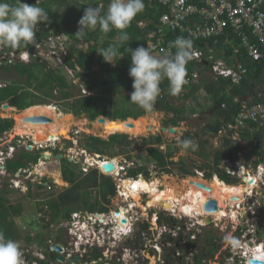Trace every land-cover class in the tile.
Returning a JSON list of instances; mask_svg holds the SVG:
<instances>
[{
  "label": "built area",
  "instance_id": "1",
  "mask_svg": "<svg viewBox=\"0 0 264 264\" xmlns=\"http://www.w3.org/2000/svg\"><path fill=\"white\" fill-rule=\"evenodd\" d=\"M146 2L150 6L159 5L166 9L154 25V30L147 35V46L153 49L154 54L158 56L173 54V50H176L174 47H170L173 40H166V35L169 32L180 30L184 32V37L193 41V45L203 43L201 47L193 46L196 55L191 61L204 65L207 73L213 78L227 80L232 86L239 85L243 80H247L249 74L247 64L261 65V72L264 75V0H146ZM142 23L144 22H139L138 25L141 27ZM62 38L63 36L60 35L53 40L49 35L39 41L35 44V58L39 57L55 63V65H60L62 63L61 56L67 55ZM220 38L224 39L219 47L220 43L217 39ZM208 41H213V43L209 44ZM227 45L231 48L229 52L224 50ZM10 55L15 56L12 53ZM199 79V73L194 71L187 78V84H198ZM6 84L5 81L0 80V88L5 87ZM255 92L250 97L234 99L235 103H239L240 111L234 122L227 126L234 133L233 140L236 142H240L239 135L244 130H251L252 126L264 128V84L257 86ZM195 96L196 100L192 99L191 103L196 102L198 105L200 96L207 97L202 90L198 91ZM2 105L0 106L2 107ZM208 106H212V104L210 103ZM54 107L58 110L56 105ZM193 115L195 116V114ZM220 133L226 134L227 131L222 127ZM14 139L9 131L0 136V171L2 173L5 170L6 159L12 158L17 147H20L22 143L21 140H17V145L13 146L11 141ZM56 142H48L44 145L30 143L24 149L29 152L49 149L48 145ZM51 153H48L50 157ZM82 153L85 154L86 151H82ZM240 155L238 154V157ZM94 157L98 158V156ZM54 159L57 161L56 158ZM93 159V157L85 159L80 164V170L87 174L96 168L100 175L112 178L116 194L109 198L111 203L107 212L88 213L83 210L71 212L68 225L57 236L66 245L59 254L65 253L63 255H66L67 259L76 254H79L80 257L83 254L88 255L94 249L108 254L105 257L98 256L91 264H201L197 261V257L200 254V234L202 228L206 226L203 220L191 221L189 214L185 215L184 212L178 214L176 207L167 210L165 203L159 205L160 203L155 201V204L149 206V193L146 191L141 190L140 201L135 202L131 197L126 196L122 188L125 181H136L141 178L144 182L152 184L156 180L154 177L156 173H153L154 164L150 165V177L144 173L130 176L129 169L133 170L138 166L134 160H119L116 163L117 159L108 160L106 158L101 162ZM89 160H93V162L90 163ZM258 160L259 158L256 156L251 161L226 158L218 167L231 178L243 181L245 186L248 185L249 180H253L249 184L250 186H247L248 191L244 193L241 202L233 201L234 207L226 209L227 213L230 210L236 213V220L230 221V224H234L231 227L236 230L243 223L250 222L253 236L247 237L246 234H242L240 238H237L239 241L242 239L245 243L256 241L254 226L259 225L264 228V205L260 204L259 208L246 205L248 199L264 192V158L262 161ZM47 161L39 160L38 164L19 170L12 176L8 189L26 194L30 188V190L35 189L34 192L37 193L36 186L40 185L43 188V190L40 189L43 191V195L50 192L53 183L56 184L58 181L54 177L47 179V172L39 170L35 172V168L43 166L42 164H46ZM109 162H115L114 173H106L101 167ZM72 163L76 164L75 161ZM194 174L201 180L205 178L204 171L196 169ZM157 189L163 191L164 187L159 185ZM186 192L183 194L184 199H186ZM183 195L176 196L177 198L174 200L183 199ZM115 198L118 199L116 204L113 203ZM175 204L178 206L179 202H175ZM46 209L45 206L43 211ZM43 213H37L33 222L37 224L42 222L41 219H45ZM190 213L194 212L190 211ZM211 216V224L218 226L217 223L221 220L214 214ZM171 218L176 219L175 222L171 221ZM122 220L125 222L123 223ZM45 221H48L47 218ZM144 224H147L146 228H143ZM22 231L26 232L25 236L36 239V232L30 225L28 229L26 226L22 227ZM222 232L226 234L228 230L223 229ZM125 242H129V245L125 246ZM46 243L49 245V252H53V243L51 241ZM21 246L25 264H36L35 262L30 263L27 257L40 254L32 252L33 247L30 245ZM231 246L233 249L235 248L234 245ZM40 257L42 258L41 255ZM236 257L238 256L233 251L225 260V264H232L236 261ZM238 262L242 264V260Z\"/></svg>",
  "mask_w": 264,
  "mask_h": 264
},
{
  "label": "trees",
  "instance_id": "2",
  "mask_svg": "<svg viewBox=\"0 0 264 264\" xmlns=\"http://www.w3.org/2000/svg\"><path fill=\"white\" fill-rule=\"evenodd\" d=\"M34 2L37 3V0L28 1L29 4ZM108 3L109 0H41L39 6L49 12V22L38 25L35 41L27 44L21 43L15 48H1V53L29 49L51 31L66 34L71 40V47L68 50L70 57L65 58V67L74 70L77 78L81 75L85 77L84 88L86 89V94L80 97L74 96L72 93L74 79L69 81L66 76L61 74L60 70H47V66L44 63L31 60L28 64L13 63V65L2 67L3 72L13 76V79L4 88H0V104L7 102L10 107H14L19 111L29 110L28 108L48 111L52 110L48 104L50 100L56 99L53 92L57 90L60 94L59 102L62 104L60 106L70 113L64 114L58 111L61 121L75 119L71 114L78 117L85 113L86 119L90 122L104 117L110 121L120 120V122L138 123L144 115L159 110L172 115L165 121V127L177 128L181 122L186 120L184 118L186 112L190 111V113L195 114L196 109H187L185 105L177 106L176 101L192 99L195 101V94L202 90L207 95V98H210L212 104V106H209L210 109L206 111L210 113L208 115L210 117L208 118L209 122L194 135L188 132L184 133L178 140V144L182 140H191L195 144L197 140L199 144H195V150L188 149L186 151L196 154L203 161L206 160L204 165L200 167V169L204 170L206 168L210 169L206 173V179H211L213 174H216L219 180L227 184H235V179L230 178L218 168L223 158L237 160V153L240 151L243 152V156L247 161L252 156L258 157V161H262V158H264V128L252 126L251 130H244L239 135L240 142H246V146L242 147L238 143L237 145L231 144V138H233L234 133L227 126L234 122L240 111V105L235 103L234 99L237 97L241 99L244 96L250 97L256 93L255 89L257 86L264 84V75L261 72L262 66L247 64L249 69L247 80L245 79L241 84L232 86L227 80L222 78L215 79L210 76L204 65L190 61L186 66V78L192 72L197 71L200 75L198 84H185L181 91L182 93L174 96L169 93L167 80L163 81L161 84L162 91L154 110L145 111L134 102H131L129 95L124 94V92L131 94L134 90L132 88L133 80L129 76L130 53L124 51V47L130 49H135L139 46L147 47V35L154 30V25L159 21L166 9L159 5L150 6L146 0L144 1L145 8L143 12L135 17L126 30L130 39L121 48L122 58L118 59L117 63L113 65L105 62L98 52L101 48H106L110 44L118 42V30L113 29L105 34L97 27L95 30L86 29V34L82 38L75 36L78 31V21L83 15L84 9L92 5L106 10ZM139 22H144L141 27L138 25ZM183 34L184 32L180 30L169 32L166 35V40L174 41L177 37H184ZM103 36L106 38L101 40ZM223 39H217L220 43L219 47ZM84 43L87 45L86 49L78 47ZM208 43L212 44L213 41H208ZM202 45L203 43H195L193 46L201 47ZM224 50L229 52L231 48L227 45ZM175 51L173 50V54ZM78 68L80 71H76ZM35 93H41L42 97H38ZM252 100L255 101V99ZM221 105H224V107H221ZM54 113L56 115V108H54ZM204 117L207 118V116ZM129 118L134 122L127 120ZM13 125L14 120L12 119H0V136L11 129ZM222 127L227 131L222 139V149H217L211 156L209 153L205 155V144H208V141L203 140L201 134L209 133V129L218 130L217 133H220ZM141 142L142 144H139L137 139L125 134L110 135L107 141L90 136L87 138L86 150L94 155L113 158L118 154L105 152L110 147L128 151L131 146L140 145L145 147L149 159L155 162L157 168L161 171L172 173V169L175 167L181 177L192 174V171L183 164L182 160L177 163L172 161L178 150L177 147L172 148L167 145L165 151L160 150L159 147L164 144L160 134L146 137ZM198 149H200L199 152L196 151ZM55 154H58V152L55 151ZM212 156H214V161L210 164L208 159ZM40 158L41 151L28 152L21 150L14 160L7 162L6 170L7 172L15 173L29 164H36ZM59 169L63 181L70 185L66 191L54 198H45L43 197V191H40L43 188L38 186L36 194L30 192L29 196H27L29 198H34L33 196H35L38 199L42 197L38 201L39 205H44L51 211L50 222L52 224H58L61 220L68 222L71 212L75 211L74 209L87 211L88 213H104L108 211L105 206L109 204V197L115 195L114 183L111 178L100 175L96 169L84 174L77 164L69 162L66 158H62L59 161ZM40 170L46 172L45 169ZM142 172L147 175L144 167L130 170L129 174L130 176H136ZM6 185L5 182L3 186L5 187ZM11 193L12 191L6 189L0 190V231L4 232L6 238L18 241L20 240V235L14 223V218L21 216L24 209H22L23 205L19 200L16 203L10 201ZM45 228L48 229V227ZM205 243L209 246L215 244L212 238H208V236Z\"/></svg>",
  "mask_w": 264,
  "mask_h": 264
},
{
  "label": "clouds",
  "instance_id": "3",
  "mask_svg": "<svg viewBox=\"0 0 264 264\" xmlns=\"http://www.w3.org/2000/svg\"><path fill=\"white\" fill-rule=\"evenodd\" d=\"M40 2H41V0H37V3L35 5H29L27 3H22L21 0H0V48H3V47L15 48V47H18L19 45H21V43L27 44V43L35 41L36 32L38 30V25L42 24V23L49 22V15H48L49 12L45 8L39 6ZM144 8H145L144 0H109V3L107 5L106 10L101 8V7H98V6L90 5L84 9L83 15L81 16L80 20L78 21V31H77L75 36L82 38L86 34V32H85L86 29L95 30L97 27H99L100 31L102 33H105V34L108 32H111L113 29L118 30V37H117L118 42L114 43V44H110L106 48H101L98 52L103 57L105 62L115 65L117 63L116 61L118 59L122 58L121 48L130 39V36L126 30L129 28V26L131 25V22L135 19V17L138 14H140L141 12H143ZM51 33H54V31H51L48 35L42 37L41 40H43L44 38L49 36ZM61 35L63 36L62 40H63L64 47L66 48L67 55L61 56L62 63L60 65L59 64L55 65V63H51L50 61H46V60L39 58V57L35 58V53H36L35 45L31 47V48H33V53L29 52L30 48L29 49L14 50L10 53L2 52V53H0V62L3 59H6L8 64L13 65V63L28 64L31 62V60H33V61L44 63L47 66V70H52V69L60 70L61 66H63V67L65 66V58L70 57L68 50L71 47L70 38L66 34L61 33ZM41 40H39V41H41ZM170 47H174L176 49L175 53L174 54H166L163 56H158V55L154 54L153 49L149 46H147V47L139 46L135 49H130L128 47H124V51L130 53V59H131V65L129 68V76L133 80L132 88L134 90L130 94V101L134 102L135 104H137L140 108H142L145 111L150 112V111L154 110L157 99L160 96L161 91H162L161 84L163 83V81L167 80L169 93L171 95H174V96L178 95L182 91L183 86L188 83V80L186 78L187 77L186 66L196 55L194 47H193V41L190 38L177 37L172 42ZM11 53L14 54L15 56L12 57L10 55ZM0 80L5 81L7 84L9 83L6 80H3L1 77H0ZM53 94L56 95L57 90H55L53 92ZM5 103H7V102H5ZM2 104L5 105L4 103H2ZM2 104H0V105H2ZM3 105H2V107H3ZM48 105H51V103H49ZM51 106H53V105H51ZM2 107L0 106L1 112H6L5 109H3ZM11 108L13 109L14 107H11ZM11 108L9 106L8 109H11ZM14 109H15L14 112L19 111L16 108H14ZM14 112H12V113H14ZM64 114H66V113H64ZM118 121H120V120H118ZM12 130H13V127L11 129H9L8 131L11 132V137L15 138L13 140L14 143L12 145L16 146L17 140H20V138L18 135L14 134V132ZM31 142L34 143L33 141H31ZM237 143L240 144V146H242V147L246 146V142L242 141V143L241 142H237ZM237 143H235L234 145H237ZM70 145H73V144H70ZM180 147L184 150H188V149L195 150L196 145L191 140H182V141H180ZM21 150H25L24 147H21V146L17 147L14 156L12 158L6 159L5 170L3 173H2V171H0V179L3 180L4 183L6 182L7 185L4 187L3 186L4 184H3L1 189L9 190L8 186L11 184L12 176L15 173H17L19 170H23V169H19L15 173H10V172H7V170H6L7 162L9 160H14ZM34 151H37V150H34ZM39 151H41V158L38 159V161L43 160V159L49 161L53 156V158H56L58 161V167H57L58 169H59V161L61 159L59 160L57 157L61 155L62 158H66V157H63L64 155L61 152H58V150H54L52 152V151H50V149L46 148L43 150H38V152ZM47 151H49V152H47ZM55 151H57L58 154H55ZM162 151H164V150H162ZM30 152H33V151H30ZM45 152H47V153H45ZM48 153L52 154L51 157ZM238 154H241V155L238 157ZM43 155H49V157L43 158L42 157ZM95 156H98V158L94 157V159L96 161H99V162H101L102 159H106V158L108 160L117 159L116 157L109 158V157H103V156H99V155H95ZM253 157L254 156H252L251 159L248 161H251ZM66 159H68V158H66ZM224 159H226V158H223L221 160V162ZM229 159H231V158H229ZM236 159L247 161V159L244 158L242 151L237 153ZM38 161L36 164H38ZM151 162H152V164L155 165V170L153 171V173H156L154 176L156 178V180H158L162 183L163 176H170L171 178H174L171 173H165V172L161 171L159 168H157L155 162H153V161H151ZM113 163L115 164V162H113ZM255 163H257V162L255 161ZM32 165H35V164H29L24 169H26ZM79 167L81 169V166H79ZM38 168H39L38 169L39 171H41L40 169H44L41 166ZM94 169H96V168H94ZM94 169H92V170H94ZM135 169H138V166H137V168H134L133 170H135ZM198 170H200V169H198ZM201 171H204V170H201ZM57 173L60 175V178H62L60 169ZM98 173H99V171H98ZM142 173H144V172H142ZM204 173H205V178L203 179V181H206V182H210L215 177H217L216 174H213L211 179H206V172L204 171ZM147 175H148V173H147ZM193 176L195 178H198L197 175L194 174V172H193L190 176L183 177V179L186 178V179L192 180ZM158 177H160V180L158 179ZM198 179H200V178H198ZM233 179L236 180L235 184H227L224 181H222V182L224 184H226L227 186H233V185H240L241 186V185H243V187H244L243 181L236 179V178H233ZM248 183L251 184L252 180H249ZM38 186H40V185H38ZM38 186H36V187H38ZM9 191H13V190L11 189ZM18 192H20V191H18ZM30 192L33 193V190H30V188H29V192L26 193L27 194L26 196H28ZM115 194H116V191H115ZM114 196H112V197H114ZM33 197L34 198H32V199L35 202H38V198H35V196H33ZM28 199L30 200L31 198L28 197ZM210 200H215V199H209L208 201H206V203L204 204V208H203L204 211H205V205ZM110 203L111 202L109 200V204L105 206L107 209L109 208ZM113 203H114V201H113ZM38 204H39V202H38ZM260 204L264 205V201H262ZM44 207H45L44 205L43 206L40 205L38 208H35L34 209L35 212L33 213L32 219H28L27 215H21L17 218H14V223L16 225V228L18 229V232L20 235V240L17 241V240H13L11 238H6L4 232L0 231V264H25V261L23 259V251H22L21 245H27L25 242L28 238L31 240L30 246L33 247L32 252H38L42 256V258L40 257V255L39 256H31V257H27V260L30 263L35 262L36 264H40V262H43L44 264H46V260L49 261V259H47V257H45L43 253L46 252L47 253L46 255H49L50 253H53V252H49V249L48 250L44 249L47 246L46 242L48 241V239H46V242L44 243L43 237L45 236V234L47 232L49 233L50 230L51 231L53 230L54 224H52L50 222V220H48V219H47L48 221L46 222L45 216H44L45 219H41L42 222H40L39 224H37L36 222H33V220L36 218L37 213H39V212L45 213L47 211V210L43 211ZM217 208L219 210L218 202H217ZM176 210H177V207H176ZM218 210L216 212H218ZM75 211H78V210H75ZM260 211H261V209H260ZM193 212L196 213V211H193ZM205 212H206V214H205L206 218H204L203 214L198 215L195 218L191 217V221L203 220L205 222L206 226L204 228H202V231L211 225V223H212L211 222V219H212L211 215L216 213V212L210 213L207 211H205ZM44 213H43V215H44ZM207 215H209V216H207ZM185 219H187V218H185ZM175 220L176 219L171 218V221L175 222ZM223 220H226V219L223 218L221 221H223ZM207 221H209L208 224H206ZM229 221H231V220H229ZM242 221L244 222L245 219ZM159 224H160V222H159ZM29 225L31 226L32 230L34 232H36V239H32L28 236H25L26 232L22 231V227L26 226L28 229ZM67 225L68 224L66 223V226ZM247 225L251 226L250 222L247 224L243 223L242 225L238 226V229H237L238 232L236 233L238 238H240L242 234H246L247 237L253 236L252 232H248L251 230H249L247 228ZM142 226H143V228H146L147 224H144ZM45 227H48L49 231ZM254 229H255L254 238L256 241L247 242L248 244L252 243L251 246H246L245 241H243L242 239H240V241H239L238 239H236L232 236H227L225 238L232 245H234L235 248L233 249L232 246L228 247V250L225 251L226 255L224 257L223 264H225V260L227 259V257L229 255L232 254L233 251L236 252V255L238 257H236L237 258L236 261L233 262L232 264H239V262H238L239 260H242V264H248L247 263L248 259L246 258L247 255L251 257L252 253H254V252H259L260 250L264 251V237H263L264 228L259 226V225H256V226H254ZM61 232H62V230L60 229L59 234H61ZM53 234H55V233L53 232ZM200 235H201V241H200V246H201L202 238H203L202 233ZM258 235H261L260 238L262 240L258 239ZM56 238H58V237L56 236ZM239 243H240V245H238ZM124 245L128 246L129 242H125ZM53 246H55V244H53ZM247 248H250L251 251H249ZM94 250H96V249H94ZM59 253L58 254L53 253L54 258L61 255ZM63 254H65V253H63ZM76 255H79V254H76ZM64 256H66V255H64ZM86 256H87V254L86 255L83 254L82 257H80V255H79L82 262H84V263H87L85 260V258H87Z\"/></svg>",
  "mask_w": 264,
  "mask_h": 264
},
{
  "label": "rangeland",
  "instance_id": "4",
  "mask_svg": "<svg viewBox=\"0 0 264 264\" xmlns=\"http://www.w3.org/2000/svg\"><path fill=\"white\" fill-rule=\"evenodd\" d=\"M28 1L29 0H22L21 2L29 4ZM35 4H36V2L31 3L29 5H35ZM50 35H51V39L55 40V38L60 36L61 33L60 32H54V33H51ZM105 38L106 37L103 36L101 38V40H103ZM78 47H80V48L83 47L84 49H86L87 45L84 43V44H80ZM76 71H80V69L78 68ZM60 72L62 75L66 76L69 81L74 79L73 80L74 87H73V92H72L74 96L80 97L81 95H84L86 93V89L84 88V83H85V77L84 76L81 75L80 77L77 78L75 76V72L72 70H69V68H67L65 66L64 67L61 66ZM35 94H37L38 97H42L41 93L40 94L35 93ZM124 94L130 96V94H128L126 92H124ZM55 96H56V99H53L50 101L48 100V101H49V103H51V105H53V106L56 105L58 107L56 115L54 114V108L51 105H50V107L52 108V110L42 111V112H45V113L49 112L48 114L56 116V119H58V122L62 125L64 130H63V133H60V131H59L55 134L54 138L56 139V141L57 140L58 141L56 143L48 145L50 147L49 149L52 152L54 150H58V152H61L64 155L63 157L69 158V160L71 162L75 161L76 164H78L80 166V164L83 161H85V159H87L89 157L94 158V156H95L94 154H91L86 150L87 138L92 136V137H95V138L98 137L102 140L107 141L109 136L113 135V132L109 129V133L107 136L106 135L105 136L100 135V133L98 131H95L93 129L92 123L88 119H86V116H84L81 119V118H79L80 116L75 117L73 114H71L75 119H72L70 121H61L59 119V116H58V111L61 113H63V112L66 113L67 111L60 106L62 104H61V102H59L60 101L59 100V96H60L59 92H57V94ZM198 101H199V105L196 104V102L194 104L191 103L192 102L191 100L176 101L177 104L175 102H173L177 106L185 105V107L187 109L192 108V107L196 109L195 116L192 113H190V111L186 112V116H184V118H186V120L184 122H181L179 127L176 128V129H178V131L182 130V134H180L179 132H176L175 134H171V133H168L167 131H164V132L161 131V128L167 129L170 127V126L165 127V121L169 117H171L172 115H168L166 112H162L159 110L151 112L147 115H144L143 117H141V119L139 121V123L144 124L145 127L149 124H152L154 127H152L150 129V131L147 130L146 132H143V133L141 132L139 134L136 131V134H138L136 136L131 135V133H123V132H118L115 134L128 135L132 138L137 139L139 144H142L141 140L146 138V137H149L152 135L156 136V135L160 134V136L162 137V141L164 143L160 146V150L165 151L167 145L171 146L172 148L177 147L178 150L175 153V155L173 156L172 161L177 163V162H179V160H182L183 164H185L188 167V169H190L193 173L194 170L200 169V167L204 165L206 160L203 161L196 154L189 153L186 150L182 149L180 147V144H178V140L186 132L194 135L196 132H199L205 124H207L209 122L208 118H210V117L208 115L210 113L209 112L207 113L206 111L208 109H210V107L208 105H210L211 100L207 97H201L200 96L198 98ZM22 112H24V111H22ZM22 112L17 111V112L12 113V112H1V110H0V119L10 117L12 120H15L13 130H12L13 132L15 130L14 134L15 133L17 134V131H16L17 117ZM66 114H70V113L67 112ZM204 116H207V118ZM83 121H85V125L83 127L82 126L79 127V123L83 122ZM113 122H116V121H113ZM155 129H156V131H155ZM43 133H45V132H43ZM34 135L35 134H32L33 137H34ZM58 135H62V137H64V138L60 139V137H58ZM225 135H226L225 133H213L212 131L209 133H202L201 134L202 139L208 141V144H205V151H206L205 155L209 153V155L211 156V154L213 152H215L217 149H222V139L224 138ZM20 136H22V135L20 134ZM20 136H19V138L22 142L20 144L21 147H26L28 144L32 143L31 142L32 140L29 137H23L22 136L23 137L22 138ZM51 142H53V140ZM231 142H232L231 143L232 145L237 143L236 140H233V138H231ZM11 143L12 144L14 143L13 140L11 141ZM44 144H46V142H44ZM70 144H73V145H70ZM195 144L198 145L199 142L196 140ZM82 151H86V153L83 154ZM196 151L199 152L200 149H198ZM47 152H49V151H47ZM47 152H45V153H47ZM105 152H114V153L118 154L115 156L118 161L119 160L120 161H122V160L123 161L124 160H129V161L135 160L137 165H138V168L144 167L148 173V177H150L149 172H150V165L152 164V162L150 161V159L147 155L145 147L140 146V145L139 146L134 145V146H131L128 149V151H124V150H120L118 148L110 147V149H108V151L106 150ZM103 157H106V156H103ZM213 158H214V156L210 157V159H208L209 160L208 163L212 164L214 161ZM41 167L46 170V172H47L46 178L47 179H53V177L55 175H56L54 177L55 180L58 181V179H59V181L56 182V184L53 183L52 190L48 193H45V195L43 197L54 198L57 195L66 191L70 187V185L68 183L64 182L63 179L60 178V175L57 173L59 171V169L57 168L58 163L53 157L49 161H47L46 164H44ZM38 169L39 168H35V172H37ZM129 170H132V169H129ZM200 170H204V169H200ZM209 170H210L209 168H206L204 171L207 173ZM171 174L174 177V178H172L173 180L171 179L170 176H163L162 183H165V182L172 183L173 185L180 188V186L182 187V185H183L182 182L184 180H187L186 178L183 179V177H181L178 174L175 167L172 169ZM158 179L160 180V177H158ZM192 179H195L197 181L198 178H195L193 176ZM220 183L222 184L221 181H220ZM160 185L162 186V184H160ZM34 191H35V189L33 190V193L36 194V192H34ZM186 191H187V189H185L183 192L180 190V192L182 194H184ZM26 195L27 194L20 193L18 191H12L9 198H10V201L12 203H16V201L19 200V202L23 205L22 209H24L22 215H27L28 219H32L33 213L35 212L34 209L38 208L40 205L38 204V202H35L31 197H30L31 199L29 200ZM41 198L42 197H40L39 199H41ZM113 201H114V204H116L118 202V199L115 198ZM262 201H264V192L252 197L251 199H248L246 201V205H248L250 207L256 206L259 208V205ZM74 210H78V209H74ZM47 211L44 213V216L48 220H50L51 211H49L48 209H47ZM63 214H64V212H63ZM66 223L67 222L64 223L63 220H61L58 224H54L52 234H53V232L56 233V231H58L59 229L63 230L66 226ZM217 224H218V226H214L216 228L208 227L202 231V237H203L202 243L205 240H207V236H208V238H212V241L215 244H217L219 247H221L220 248L221 252H225L228 250V247H230L232 245L225 238L227 236H232V237L237 239L238 236L236 235V233L238 231L234 227H231L234 224H230V221L227 219L223 220ZM247 228L249 230H252V228H250V226H248V225H247ZM223 229L228 230V232L226 234L223 233L222 232ZM48 231H49V229H48ZM248 232H251V231H248ZM53 235L55 236V234H53ZM260 236L261 235H258V239L262 240L260 238ZM55 239H56V236H55ZM30 242H31V240L28 238L26 240V243L30 244ZM238 245H240V243ZM257 256H258V254H257ZM258 258H259V256H258Z\"/></svg>",
  "mask_w": 264,
  "mask_h": 264
},
{
  "label": "bare ground",
  "instance_id": "5",
  "mask_svg": "<svg viewBox=\"0 0 264 264\" xmlns=\"http://www.w3.org/2000/svg\"><path fill=\"white\" fill-rule=\"evenodd\" d=\"M53 108H56V107H53ZM14 110L15 109H8V108L5 109L6 112H14ZM56 112H57V109H56ZM32 117L49 118L50 122L49 123H33L31 121H26V119L32 118ZM127 120L133 121L132 119H127ZM128 124H131V127H129ZM84 125H85V121L79 123V127L80 126L83 127ZM92 125L95 131H98L100 135H104V136L108 135L109 129L113 132V134L118 133V132H123V133H131V135L136 136L141 132L143 133V132H146L147 130L150 131V126H152V124H149L145 127L144 124L139 123V122L138 123L137 122L131 123L129 121L113 122L108 119H106L104 123L100 124L98 122H94L92 123ZM35 130H39L40 132L47 133L48 137L47 138L44 137V139L36 138L35 136L33 137L34 144L44 145V142L46 140H51L52 138H54L55 134L59 131L60 133H63L64 129L62 125L58 122V119H56L55 116L42 112L40 110L30 108L29 110H26L22 112L21 114H19V116L17 117V125H16L17 134L26 133L30 135ZM136 131L138 132V134H136ZM93 160L92 161L89 160V162L92 163ZM117 161L118 160H116L115 162ZM130 184H131V190L128 193H126V196L131 197L135 202L140 201V191L142 190V191H146L150 193L151 195V199L149 195V199H150L148 203L149 206H152L153 204H155V201L160 203L159 205H161L164 202L167 210L177 207V210H176L177 213L184 211L185 214L186 215L189 214L190 217H192V215L188 210L190 206H192V207H195L197 211H200V213L204 215V218H206L205 217L206 212L203 210L204 204L209 199H215L217 202H220L222 206L219 207L218 212H216L214 216L218 218L219 220H222L223 219L222 217L228 216L227 218H229V220L231 221L236 220L235 213H233L232 210H230L229 213H227L226 211L228 207H230L231 209L232 206L234 205V202L231 200V198L238 197L239 198L238 201H240L241 200L240 196L245 193L243 191H248L247 186H250L249 183L247 186H244V187L242 185L241 186L240 185L227 186L223 182L221 184L220 180L217 177H215L210 182L202 181L200 179H197V181L195 179H192V180L187 179L182 182L183 185L182 187L180 186V188L173 185L172 183H168V182L161 183L158 180L153 181L152 184H149L147 182L144 183L142 180L141 181H131ZM160 184H162V186L165 188L163 191H158L157 189ZM199 184L203 185V188L200 189L199 187H197V185ZM185 189H187V192L185 195L186 199H184V195L180 192V190L183 192ZM228 193H230L231 195H229ZM182 195H183V199H179V201L174 200L175 198H177L176 196H182ZM175 202H179L178 206H176ZM187 204H190V205H187ZM246 246H249V245L247 244ZM247 249L251 251L250 248H247ZM246 258L248 259L247 260L248 264H250L249 263L250 259L261 261V264H263L264 251L260 250L259 252H254L252 253L251 257L247 255Z\"/></svg>",
  "mask_w": 264,
  "mask_h": 264
},
{
  "label": "flooded vegetation",
  "instance_id": "6",
  "mask_svg": "<svg viewBox=\"0 0 264 264\" xmlns=\"http://www.w3.org/2000/svg\"><path fill=\"white\" fill-rule=\"evenodd\" d=\"M1 48H0V53H1ZM6 65H10V64H8L7 63V61H6V59H3L2 61H1V64H0V77H1V74H3V73H5V72H3V69H2V67L3 66H6ZM4 104H8V103H4ZM30 109V108H29ZM27 110V109H26ZM15 111V110H14ZM25 111V110H24ZM46 113H49V112H46ZM55 114V113H54ZM80 116H86V114L85 113H83L82 115H80ZM56 117V116H55ZM79 117V116H78ZM15 121V120H14ZM152 127H154L153 125L150 127V129L152 128ZM156 128V127H155ZM14 132H15V130H14ZM16 134V133H15ZM32 134H35L34 136L36 137V138H40V139H44V137H48V135H47V133H43V132H40L39 130H35V131H33V133ZM32 134H26V133H24V134H21L23 137H29L32 141L34 140V138H33V136H32ZM17 135V134H16ZM18 136H20V134H18ZM22 136H20V137H22ZM22 137V138H23ZM55 138H52L51 140H46L45 142L46 143H48L49 141H52V140H54ZM54 141H56V140H54ZM41 143H43V142H41ZM117 162H119V161H117ZM116 162V163H117ZM43 165V164H42ZM114 173V172H113ZM56 176V175H55ZM54 176V177H55ZM143 181L144 182V180L143 179H139V180H136V181ZM58 181H59V179H58ZM130 182L131 181H125V183H123V185H122V188H123V190H124V192L125 193H128L130 190H131V184H130ZM144 183H146V182H144ZM4 184V181L3 180H1L0 179V189L2 188V185ZM243 186V185H242ZM245 186V185H244ZM243 192H246V191H243ZM148 193V192H147ZM226 193V192H225ZM229 195H231L230 193H228ZM149 195H150V193H149ZM244 195V194H243ZM243 195H241L240 197H241V199H242V197H243ZM150 199H151V195H150ZM239 202H241V200L239 201ZM164 203V202H163ZM162 203V204H163ZM161 204V205H162ZM218 206L219 207H221L222 206V204L220 203V202H218ZM234 207V206H233ZM47 210V209H46ZM189 212L190 211H196V213H191V215H192V217H197L198 215H201V213H200V211H197L196 210V208L195 207H192V206H190V208H189V210H188ZM233 211V210H232ZM184 212V211H183ZM178 213H182V212H178ZM185 213V212H184ZM233 213H235L234 211H233ZM186 215V214H185ZM235 216H236V213H235ZM226 218L225 219H227V220H229V218H227L228 216H225ZM222 218H224V217H222ZM209 227H213V228H216V227H214V225H210ZM50 233H52V231L50 230L49 231V233H48V241H51L53 244H55V245H58L59 247H60V249L62 250V248H65V242H63V241H61V239H59L60 241H57V240H52L51 238L52 237H50L49 235H50ZM57 239V238H56ZM206 241V240H205ZM205 241L201 244V246L199 247V251H200V254H199V257H197V261L198 262H200L201 264H223V261H224V257H225V255H226V253L225 252H221L220 251V248L221 247H219L217 244H213V246L212 245H207L206 243H205ZM214 243V242H213ZM248 243H245V245H247ZM249 246H251L252 245V243H250V244H248ZM48 248H49V245L47 244V246L44 248V249H47L48 250ZM44 254V256L45 257H47L48 258V255H46L47 253L46 252H44L43 253ZM108 256V254L107 253H104V252H98L97 250H93V251H91L86 257L87 258H85V260H86V262H87V264H91L95 259H97L98 258V256L100 257V256H102V257H105V256ZM41 264V263H40Z\"/></svg>",
  "mask_w": 264,
  "mask_h": 264
},
{
  "label": "water",
  "instance_id": "7",
  "mask_svg": "<svg viewBox=\"0 0 264 264\" xmlns=\"http://www.w3.org/2000/svg\"><path fill=\"white\" fill-rule=\"evenodd\" d=\"M29 52L33 53V48H30ZM2 108L3 109L9 108V105L5 104V105H3ZM79 118L82 119L83 116H80ZM105 120H106V118L100 117L96 121H93L91 123L98 122V123L101 124V123H104ZM26 121H31L33 123H49L50 119L49 118H45V117H32V118L26 119ZM116 121H118V120H116ZM128 126L131 127V124H128ZM209 130L212 131L213 133H217L218 132V130H215V129L214 130L213 129H209ZM161 131H163V132L167 131L168 133H171V134H175L176 132H179L180 134H182V130L178 131V129L172 128V127H169L167 129L166 128H161ZM58 137H60V139L64 138V137H62V135H58ZM42 157L43 158L44 157L48 158L49 155H43ZM57 158L60 160V159H62V156L60 155ZM101 167H102L103 171L106 172V173H111V172H113L115 170V164L113 162H109L107 164H104ZM197 187L203 188V185L199 184V185H197ZM231 200L236 202V201L239 200V198L238 197H232ZM217 210H218L217 202L215 200H210L205 205V211H207V212L212 213V212H216ZM122 222L124 223L125 221L122 220ZM208 223H209V221L206 222V224H208ZM263 237H264V234H263ZM52 248H53V253H55V254H58L61 251L60 247L57 246V245L53 246ZM53 253H50L48 255L47 259H49V261L46 260V264H49V263L50 264H87V263L82 262V260L79 257V255H75V256L67 259L66 256H64V255H59V256L54 258V254ZM249 262L251 264H261V261L254 260V259H251ZM40 263L44 264L43 262H40ZM263 264H264V262H263Z\"/></svg>",
  "mask_w": 264,
  "mask_h": 264
},
{
  "label": "crops",
  "instance_id": "8",
  "mask_svg": "<svg viewBox=\"0 0 264 264\" xmlns=\"http://www.w3.org/2000/svg\"><path fill=\"white\" fill-rule=\"evenodd\" d=\"M1 76H2V78L5 79L7 82L12 81V79H13V76H11L10 74L3 73V74H1ZM10 108H11V107H10ZM11 109H12V108H11ZM13 109H14V108H13ZM58 234H59V232L56 233L55 236H58ZM49 236L52 237V238H51L52 240L60 241V240H59L60 238L55 239V236H54L52 233H50ZM43 238H44V243H45V242H46V239H48V232L45 234V236H44ZM61 241H62V240H61ZM25 243H26V242H25ZM26 244H27V243H26ZM27 245H30V244H27Z\"/></svg>",
  "mask_w": 264,
  "mask_h": 264
}]
</instances>
